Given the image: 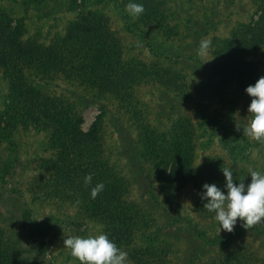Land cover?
<instances>
[{
  "label": "trees",
  "instance_id": "obj_1",
  "mask_svg": "<svg viewBox=\"0 0 264 264\" xmlns=\"http://www.w3.org/2000/svg\"><path fill=\"white\" fill-rule=\"evenodd\" d=\"M32 1L43 5L55 0ZM74 1L69 0L68 5ZM121 2L124 6L142 4L145 11L137 19L143 25L152 24L156 31L165 32L167 14L161 6L163 0ZM258 3L256 19L237 24L225 38L211 39L207 51L213 64L196 91L195 126L192 127L187 118L178 116L164 129L147 123L142 104L132 96V88L147 82L158 83L177 102L185 103L192 97V88L182 70L123 57L118 38L99 13H80L65 26L62 35L48 44H37L20 40L22 22L12 26L0 8V73L8 84L0 113V146L10 144L19 127L43 132L54 156L43 162L49 173L30 180L32 190L38 191L43 199L76 206L81 213L102 224L103 233L117 247L130 251L134 235L146 236L152 231L146 224V212L128 198V187L103 158L101 112L83 131L75 103L58 96L52 89L55 81L73 82L108 97L135 129L132 147L127 145L126 149L129 151L131 147L132 156L135 158L137 154L139 161L149 169L161 199H173L184 185L190 184L194 212L201 218L214 215L215 212L203 207L206 203L202 199L203 185L215 183L226 192V179L221 170L224 167L230 168L237 184L243 181L247 185L251 175L244 168H236L244 159L236 131L222 124L216 115L207 114L205 108L210 101L220 99L231 86L250 99L245 89L259 79L254 56L259 45H264V0ZM152 43L147 46L153 52ZM202 131L206 133V142L213 137L222 142L228 162L210 158L192 166L193 145L204 135ZM206 142H203L205 146ZM89 173L93 174L92 182L85 185L84 178ZM101 182L104 190L92 199L91 188ZM27 217L28 210L24 209L21 218ZM1 222L0 213V264H18L24 258V242L14 227L7 230ZM218 239L222 238H212L211 242L217 243ZM248 249L225 251L220 259L212 262L264 264V258L256 257ZM164 252L151 247L140 248L134 264H164Z\"/></svg>",
  "mask_w": 264,
  "mask_h": 264
},
{
  "label": "rangeland",
  "instance_id": "obj_2",
  "mask_svg": "<svg viewBox=\"0 0 264 264\" xmlns=\"http://www.w3.org/2000/svg\"><path fill=\"white\" fill-rule=\"evenodd\" d=\"M68 1L35 5L32 0H0V8L12 26L22 22L20 40L37 44H48L62 35L65 26L80 13H99L118 38L123 57L182 70L192 88V97L185 103L177 102L158 83L147 82L132 88V96L142 104L147 123L156 129L166 128L178 116L187 118L195 126L196 91L213 64L208 51L204 56L198 54L201 41L229 36L237 24L256 19L259 7L258 0H163L161 6L166 10L167 25L162 33L152 24L143 25L137 17L133 18L121 0H75L69 5ZM150 41L153 52L147 46ZM254 57L260 78L264 76V45H259ZM52 89L58 96L75 103L83 131L101 112L103 158L123 179L128 198L146 212V224L152 231L146 236L134 235L131 250L126 251V264H134L135 254L145 247L165 251L164 264H213L223 252L246 247L256 257L264 258V223L246 230L242 227L243 221L238 219L233 232L220 230L216 214L201 218L194 212L190 184L184 185L171 200L160 198L151 172L137 154L134 153L135 158L132 156L135 129L108 97L69 81H55ZM7 90L8 84L0 73V113ZM223 94L220 99L210 101L205 112L216 115L222 124L238 134L237 143L242 146L244 159L236 168H244L249 174V169L264 174V142L243 135V127L252 119L248 113L251 97L245 98L234 86ZM237 126L241 127L239 131ZM202 132L204 135L193 145L192 166L210 158L228 162L222 142L217 137L206 142V133ZM203 142L208 144L205 146ZM127 145L131 146L129 151ZM53 154L47 146L46 135L31 127L17 128L12 142L0 146L1 225L7 230L14 227L24 242V258L18 264H24L25 258L27 264H81L63 245L65 236L103 233L102 224L81 213L76 206L43 199L38 191L32 190L30 180L49 173L43 162L52 159ZM24 209L28 210L25 220L21 218ZM212 238L222 239L213 243Z\"/></svg>",
  "mask_w": 264,
  "mask_h": 264
},
{
  "label": "clouds",
  "instance_id": "obj_3",
  "mask_svg": "<svg viewBox=\"0 0 264 264\" xmlns=\"http://www.w3.org/2000/svg\"><path fill=\"white\" fill-rule=\"evenodd\" d=\"M126 10L133 18L145 11L144 6L137 3H129ZM210 44V40H202L198 54L206 55ZM245 91L251 97L248 113L252 114V119L243 127V135L264 142V76L254 85L247 86ZM240 128L237 126L236 130L239 131ZM221 170L226 179L227 191L221 190L215 183H205L202 194V199L206 200L203 207L209 212H215L220 230L222 228L233 232L238 219L243 221L242 227L246 230L264 223V174L249 169L251 182L246 185L243 181L234 183L230 168L224 167ZM92 177V173L85 176V185L91 184ZM104 188V183H97L91 188V198L95 199ZM63 245L71 250V256L81 264H126L128 257V253L117 247L104 233L87 237L65 236Z\"/></svg>",
  "mask_w": 264,
  "mask_h": 264
}]
</instances>
